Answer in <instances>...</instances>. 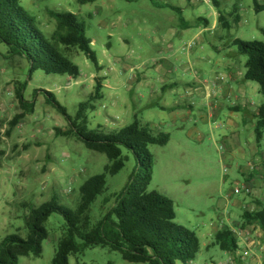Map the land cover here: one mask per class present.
<instances>
[{"label": "rangeland", "instance_id": "rangeland-1", "mask_svg": "<svg viewBox=\"0 0 264 264\" xmlns=\"http://www.w3.org/2000/svg\"><path fill=\"white\" fill-rule=\"evenodd\" d=\"M217 1L220 9L213 2L199 1L195 5L187 0H163L181 9L179 14L169 8L158 9L150 0H20L23 12L47 40L56 28L50 12L77 15L85 25L102 71L98 72L83 53L72 50L67 58L81 71L78 81L40 71L30 74L24 59L8 56L7 49H0V243L10 235L27 236L28 210L24 205L38 207L57 196L61 206L75 210L80 187L90 178L105 174L106 192L89 213L92 224H97L114 207L116 196L130 177L138 173L137 160L127 148H121L125 167L111 176L105 171L110 165L105 155L88 150L75 137H56L55 128L68 131L69 122L46 103L40 91L61 98V105L74 118L79 105L94 92L93 76L103 78L104 85L111 88L104 87L103 100L95 104V111L87 113L89 131L100 127L111 134L130 126L137 117L155 135L161 129L170 136L166 147L149 148L155 176L148 191L169 188L180 226L203 236L213 224H226L229 219L241 223L244 211L236 204L250 201L251 196L238 195L235 190L244 186L254 189L255 179L261 187L255 190V198L264 201V137L258 144L251 115L264 103L257 84L248 82L245 87V97L253 105L250 114L232 111L240 103L227 100L220 102L222 110L210 121L207 117L201 119L207 112L200 106L193 107V116L181 106L176 114L186 117L176 119L172 111L162 109L177 97L161 88L171 80L185 81L187 72L191 79L197 78L195 86L207 84V89L199 87L202 92L214 94L236 84L237 79L244 78L248 58L238 53L233 41L264 42V12L255 11V0ZM257 2L264 4V0ZM233 9L238 10L240 25L228 19ZM219 11L227 16L230 30L220 25L217 30L213 28ZM231 72L236 73L233 81H219L220 76L228 78ZM215 82L218 85L212 87ZM23 84L24 99L35 102V113L9 131L11 121L22 111L15 90ZM175 91L181 95L184 87L180 84ZM36 92L39 94L35 97ZM220 131L229 133L234 141L226 145L225 140L216 137ZM192 133L197 137L192 138ZM64 226V219L53 215L46 223L50 238L43 244L42 256L21 258L18 264H52ZM204 242L202 237L195 264H220L224 260L221 250L212 247L206 251ZM70 264L130 263L119 252L92 248L71 257Z\"/></svg>", "mask_w": 264, "mask_h": 264}, {"label": "trees", "instance_id": "trees-1", "mask_svg": "<svg viewBox=\"0 0 264 264\" xmlns=\"http://www.w3.org/2000/svg\"><path fill=\"white\" fill-rule=\"evenodd\" d=\"M88 1V0H87ZM191 3L192 0H187ZM220 9L217 0H211ZM20 0H0V49H7L8 56L24 59L29 66V73L43 72L47 76L70 77L75 81L81 78L79 67L71 62L72 50L83 53L97 71H102L92 42L86 37L85 25L77 15L72 13L50 12L49 16L56 22V28L47 40L36 29L33 19L29 18L19 4ZM84 2V0H81ZM158 9L169 8L181 14L182 10L162 3L163 0H150ZM257 13L264 12V4L254 1ZM233 24L240 25L241 17L237 9L228 14ZM224 12L219 11L218 23L224 30L231 29ZM207 24L208 22L204 20ZM184 26V22H183ZM264 35V30H262ZM232 45L238 53L247 56L246 73L243 81L259 86V93L264 99V42H245L239 39ZM26 84L15 90L21 113L10 123L15 129L27 116L35 113V102L24 99ZM103 80L95 78V89L87 102L79 105L74 118L50 92H42L46 103L61 113L69 122L70 130L56 129V137H75L85 147L105 155L110 161L106 174L117 175L125 167L121 148H127L135 156L138 173L130 177L123 191L116 196L114 207L97 224H92L89 213L98 197L106 192V175H99L87 180L79 190V202L75 210L59 204L57 196L38 207H23L28 210L25 216L27 236H7L0 243V264H18L21 258H40L43 244L49 238L47 221L53 215H60L65 226L52 264H70L71 257L82 255L87 249L108 248L119 252L125 262L130 264H191L201 252V242L197 234L183 226L177 220L174 202L157 191H148L154 176V157L149 148L166 147L170 136L156 132L135 117L133 124L117 132L106 134L100 127L96 131L87 129V113L95 111L97 102L103 100ZM39 92H36V97ZM239 112L238 109H236ZM252 118L255 120V138L261 143L264 137V103L257 107ZM8 136L10 132L6 133ZM243 227L258 226L264 240V203H258L254 211L243 213ZM213 247L221 252L236 254L239 250L234 232L227 228L215 235Z\"/></svg>", "mask_w": 264, "mask_h": 264}, {"label": "crops", "instance_id": "crops-1", "mask_svg": "<svg viewBox=\"0 0 264 264\" xmlns=\"http://www.w3.org/2000/svg\"><path fill=\"white\" fill-rule=\"evenodd\" d=\"M218 16H219V13L217 15V24H215L213 27L215 30H217V28L219 26ZM207 26L210 27V24L207 23ZM208 27H207V29H208ZM190 56L191 55H189V57ZM190 60L192 61L191 58H190ZM193 62L194 61L191 62L192 65H193ZM231 69H233V68H229V70H231ZM187 71H188V68L186 69V72ZM187 73L188 74L184 75L185 81H181V83H180L176 80H171V82L169 84H165L161 88V91L170 92L174 97H177L173 100L174 102H171V101L167 102L166 106L162 107V109H168V110L172 111L174 114H176V113H179L181 111V109H180L181 106H184L185 108H188V112H189L188 114L189 115L191 114L193 116V115H195V113L192 112L193 107L194 106H197V107L200 106L201 108L205 109L207 112V113H204V116L201 119L204 120L203 118L207 117V120L210 121L211 119H213L215 117L216 112L218 113L222 110L223 107L221 106L220 102L222 100H227V101H234V102L238 101L240 103V105L235 104L231 108L232 111H236V109H238L239 111L243 110V111L247 112V114L251 113V107L253 105L245 97V93H246L245 87L248 86V84H247L248 82L243 81V79H237L236 84L224 87L220 91H218L214 94H211V93L206 92V91L202 92L201 88H199L198 86H195V81H197L196 80L197 78L191 79L190 73L189 72H187ZM96 77H99V76H93L92 77L94 83H95ZM69 79H72V78L69 77ZM101 79L103 80V78H101ZM180 84L184 87V93L181 95L176 94V91H175V88H179ZM103 86L106 88H109V89L111 88L109 85L105 86L104 81H103ZM205 89H207V87H205ZM152 96L154 97V99L158 98L157 94H152ZM57 99L61 103V98H57ZM211 109L214 111V113L211 112ZM175 116H176L175 119L178 116L183 117V118L186 117V116H181L180 114H176ZM183 118H181V119H183ZM159 131L163 132V130H161V129ZM232 136L235 137V134H232ZM191 137L195 138L197 136L195 133H192ZM216 137H221L222 140H225L226 145L230 144V142H232V140H233L231 138V135L229 133H226L225 131H220L216 135ZM168 177H169V174H168ZM255 180H256L255 184H257V186H255L254 189L252 187L253 192H252L250 201H248V202L242 201V202H238L236 204V207L240 208L241 211H244V212L245 211H254L257 209L258 203H264V201L255 198V195L257 194L255 192V190L261 188L260 184H259V180H257V179H255ZM165 188H166L165 191L158 190V192L159 193L161 192V194L163 193V195L165 194L164 196L173 200L174 199L172 197L173 194L171 193V191L169 190V188L167 186H165ZM180 189H183V188L180 186ZM243 222H244L243 217H242L241 223H237V224L235 222H233L232 219H229V220H226V224H224L225 222L222 223L221 225L213 224L210 227V229H207L206 233H204L203 236H200V235L199 236L197 235V236L200 239V242H201L202 237L205 239V242L203 245H204L205 250L208 251L213 247L212 245L214 243L215 235L218 232L229 228L234 232V234L236 235V238L238 240L239 250L237 251L236 255H233V257L235 259V264H264L263 234H262V232L258 226L254 225V226L243 227V224H244ZM208 240H209V242H208ZM207 242H208V244H207ZM226 254L227 253L221 252V255L224 258V260H221L222 262H220V264L227 261ZM191 264H195V262H192ZM206 264H214V263L209 262Z\"/></svg>", "mask_w": 264, "mask_h": 264}, {"label": "built area", "instance_id": "built-area-1", "mask_svg": "<svg viewBox=\"0 0 264 264\" xmlns=\"http://www.w3.org/2000/svg\"><path fill=\"white\" fill-rule=\"evenodd\" d=\"M199 1H202L205 4H211V2H212L211 0H192L191 3L196 5ZM2 73H3V71H2ZM235 76H236V73L235 72H231L228 78L225 77V76H220L219 81L220 82H226L227 80L233 81ZM200 85H203L204 87H207V84L204 85L203 83H201V84H199L198 87H200ZM217 85H218L217 82L212 83V87H216ZM8 108H9L8 109L9 111L12 110V107L11 106L8 107ZM37 133H39V131ZM224 172L226 173V169H224ZM235 193L238 194V195L244 193L246 196H251L252 195V189H251L250 186H244L241 189H236L235 190ZM233 255H236V254H226L227 261H225V262H223L221 264H235V259H234Z\"/></svg>", "mask_w": 264, "mask_h": 264}]
</instances>
